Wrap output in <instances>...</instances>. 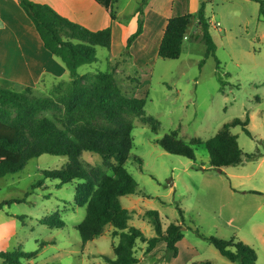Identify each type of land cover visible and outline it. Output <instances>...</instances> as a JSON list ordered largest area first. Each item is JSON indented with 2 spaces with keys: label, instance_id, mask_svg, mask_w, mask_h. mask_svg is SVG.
<instances>
[{
  "label": "rangeland",
  "instance_id": "rangeland-1",
  "mask_svg": "<svg viewBox=\"0 0 264 264\" xmlns=\"http://www.w3.org/2000/svg\"><path fill=\"white\" fill-rule=\"evenodd\" d=\"M118 1L121 9L126 7L120 21L129 32L136 19L135 0ZM76 14L84 25L101 26L106 20L101 11L93 9H79ZM206 14L210 22L221 24V30L212 24L210 28L217 44L214 56L207 55V45L199 36L184 40L178 59H164L152 49L136 59L134 53L123 52L119 31L113 49L98 47V61L79 68L80 73L89 75L111 72L125 95L146 98L144 115L134 118L133 148L126 163L139 186L136 193L122 196L121 201L131 207L130 224L140 227L148 237L156 231L146 211L157 210L164 228L172 222L183 224L184 238L178 242V256L171 260L166 258L165 245L147 254L146 243L138 242L137 264H239L222 255L197 230L205 237L243 241L256 251L257 264H264V15L255 2L242 0H213ZM52 58L62 65L58 58ZM68 81L51 83L47 77L32 86L9 85L7 81L2 86L17 90L31 87L34 95L45 96ZM237 118L248 119L251 132L249 135L243 125L230 128L238 136L244 162L223 171L210 165L204 144L194 145L196 159L192 160L166 151L157 142L174 130L188 143L194 137L206 141ZM153 124H157L156 130ZM82 160L89 167L112 173L98 153L85 151ZM67 162V156L42 154L30 159L24 169L0 178V251L21 247L36 253L23 259V264H108L105 257L115 258L114 246L119 239L113 237L111 225L103 235L82 242L76 226L83 221L86 207L75 204L77 182L58 188L57 180L44 177V170L62 169ZM234 173L239 175L232 179L240 186L236 191L261 192L231 191L230 174ZM40 180L43 185L32 189ZM15 198L25 201L6 202ZM54 212H59L64 226L41 222Z\"/></svg>",
  "mask_w": 264,
  "mask_h": 264
},
{
  "label": "trees",
  "instance_id": "trees-1",
  "mask_svg": "<svg viewBox=\"0 0 264 264\" xmlns=\"http://www.w3.org/2000/svg\"><path fill=\"white\" fill-rule=\"evenodd\" d=\"M18 1L32 20L44 48L64 64L70 81L55 86L51 94L45 96L34 95L31 87L17 90L0 86V178L24 169L30 159L42 154L67 156L65 167L44 170L43 175L46 179L57 180L58 188L77 182L75 204L86 207L83 221L76 226L83 243L103 235L106 227L111 225L112 235L119 241L114 246L115 258L105 257L108 264H137L140 260L136 255L138 242L146 243L147 254L164 242L166 258L171 260L177 257L178 242L184 238L183 224L172 222L164 228L159 211L147 210L146 215L152 219L156 231L155 236L148 237L140 227L130 224L132 211L124 207L121 201L122 196L136 193L139 186L126 163L133 148L134 118L144 115L146 98L125 95L111 72L99 71L95 75L79 72L81 66L98 61V47L111 49V27L92 30L63 16L49 4L33 0ZM98 1L115 18L116 0ZM147 1L143 0L141 5ZM212 1L202 0L197 15L201 37L207 45V55L214 56L217 44L211 35V23L206 14L207 5ZM258 2L260 14L264 15V0ZM144 6L139 8L138 28L128 37L126 52H130L134 41L144 30ZM192 18L193 15L188 13L168 20L158 49L160 57L180 58L185 37H196L188 35ZM248 124V119H234L206 141L194 137L188 143L179 138L174 130L157 142L166 151L192 160L196 159L194 145L204 144L210 165L221 170L244 162L245 153L239 145L238 136L230 128L243 125L251 135ZM156 125L153 130L157 129ZM85 151L98 153L104 166L112 173L108 174L101 167H89L82 160ZM249 157L255 158L256 155ZM42 185L43 181L40 180L34 183L32 189ZM25 198L6 202H22ZM2 206L3 203L0 204ZM179 211L184 218L183 209L179 207ZM40 220L51 227L65 225L59 212ZM196 232L229 260L239 264H257L256 251L243 241L234 237H205L198 230ZM34 256L36 253L23 251L21 247L0 251L3 264H23V259Z\"/></svg>",
  "mask_w": 264,
  "mask_h": 264
},
{
  "label": "crops",
  "instance_id": "crops-1",
  "mask_svg": "<svg viewBox=\"0 0 264 264\" xmlns=\"http://www.w3.org/2000/svg\"><path fill=\"white\" fill-rule=\"evenodd\" d=\"M33 1L49 4L63 16L82 25L84 24L76 14L77 10L82 9L89 11L90 9H93L95 12L101 11L103 17L106 19L105 22L103 21V23L100 24L101 26H95L90 22H87L88 25L84 26L92 30L111 27L113 34L111 49H113L114 40L117 38L118 32L120 31V43H122V47H124V52L128 37L138 28V11L143 0H135L136 10H134V17L136 19L132 22V27L129 32H126L125 25H122V22L120 21V15L126 7L121 9L118 0L114 3V9L115 6H119L118 9L114 10L115 18H112L98 0ZM242 1H253L259 5L260 10V3L258 0ZM201 2L202 0H148L146 7L144 8V30L131 46L130 54L134 53V57L139 59L138 56L142 57V54L148 52L150 49H152V52H155V50L158 52L168 20L175 16H181L188 13L192 14L193 18L188 33L189 35H196L195 38H199V36L202 35V30L200 28L197 13ZM71 11L74 12L71 13ZM240 21L245 23L243 18L240 19ZM38 36L32 20L21 8L18 0H0V86H2V83L5 81H7L9 85H11L10 83H13L14 85L22 84L32 86L40 82L42 78L45 79L47 77L51 83H54L59 79H70V76L67 77L69 72L64 64L60 61L62 63L61 65L52 58L53 55L44 48L43 43L41 39H38ZM187 39L190 38H186L185 40ZM221 171H223V168ZM237 176H239L237 173L230 174L231 191L243 192V194H258L252 193L251 191H259L253 189H240V191H236L240 186L236 184V182L234 183L232 179ZM126 208L130 209L131 207ZM160 245H165V243H160L159 246Z\"/></svg>",
  "mask_w": 264,
  "mask_h": 264
},
{
  "label": "built area",
  "instance_id": "built-area-1",
  "mask_svg": "<svg viewBox=\"0 0 264 264\" xmlns=\"http://www.w3.org/2000/svg\"><path fill=\"white\" fill-rule=\"evenodd\" d=\"M214 27L221 29V24L219 22H210ZM188 38V36L185 37V39Z\"/></svg>",
  "mask_w": 264,
  "mask_h": 264
}]
</instances>
